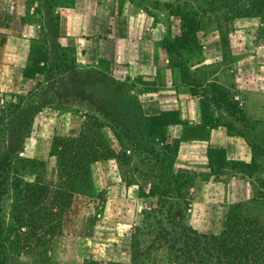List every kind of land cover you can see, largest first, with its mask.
<instances>
[{
  "label": "rangeland",
  "instance_id": "rangeland-1",
  "mask_svg": "<svg viewBox=\"0 0 264 264\" xmlns=\"http://www.w3.org/2000/svg\"><path fill=\"white\" fill-rule=\"evenodd\" d=\"M75 2L32 0L42 16H35L40 32L28 45V84L0 91V264H179L169 255L167 232L187 227L220 235L233 205L264 200V0H93V14L140 8L163 34L171 69L164 95L172 102L156 116L144 107L162 97L161 79L119 75L105 56L85 64L59 37V18ZM179 12L199 22L195 41L183 50L174 44L182 33ZM95 24L106 38L115 25L110 18ZM182 92L199 101L206 123L232 125L227 133L243 137L248 160L217 144L179 153L181 138L208 136L179 118ZM163 114L164 130L148 127ZM71 133L93 138L115 157L91 166L47 231L20 233L24 205L16 188L59 183L51 146L55 136Z\"/></svg>",
  "mask_w": 264,
  "mask_h": 264
},
{
  "label": "crops",
  "instance_id": "crops-1",
  "mask_svg": "<svg viewBox=\"0 0 264 264\" xmlns=\"http://www.w3.org/2000/svg\"><path fill=\"white\" fill-rule=\"evenodd\" d=\"M92 5L93 0H76L73 7L68 8L59 18V37L67 38L68 44L77 48L85 64H93V61H100L101 56H105L115 63L119 75L128 74L153 81L155 77L161 79L158 84H163L162 97L149 98L144 108L148 116L162 114L167 110V104L172 102L170 95H164L167 89L170 90L166 82L169 83L171 69L165 65L167 52L160 45L163 34L150 26L146 15L140 14V8L133 6V9L126 11L134 13L130 20V14L120 11V8L112 15H108L104 9L93 14ZM35 16L42 15L36 11L32 0H0V91L6 94L22 91L28 84L29 79L25 74L28 45L38 38L40 32V24L35 21ZM108 18L115 25L113 32L106 38L101 26L95 22L107 21ZM94 40L99 42L96 48H92ZM85 64L79 63L76 68L86 67ZM177 87L185 89L182 85ZM186 93L182 92L183 97L179 101L176 99L178 104L185 105L179 109V118L203 129L208 136L203 139L181 138L179 153L183 154L188 148H212L213 144H217L231 150L234 159L248 160V157L244 158L247 149L242 143L243 137L227 133V126L223 123H206L199 111V101L196 104L194 98L185 96Z\"/></svg>",
  "mask_w": 264,
  "mask_h": 264
},
{
  "label": "trees",
  "instance_id": "trees-1",
  "mask_svg": "<svg viewBox=\"0 0 264 264\" xmlns=\"http://www.w3.org/2000/svg\"><path fill=\"white\" fill-rule=\"evenodd\" d=\"M179 16L182 33L173 42L183 50L191 47L195 41L199 22L196 15L190 13L179 12ZM167 48L170 50L169 46ZM39 72L28 76L32 78ZM222 107L226 110V106ZM164 118V114L159 120L151 118L150 121L157 124L149 122L148 127L164 130L168 125ZM203 120L208 121L204 111ZM80 137L71 133L67 137L55 136L53 139L50 155L58 159L59 183H49L46 187L38 183H25L23 187L16 188L19 204L22 200L24 205L18 211L20 233L35 235L37 229L47 231L43 228L50 226L66 211L80 183L89 177L91 166L99 160L115 157V152L97 145L93 138L82 140ZM216 151L214 153L219 152ZM50 185L54 187L49 188ZM263 209L264 200L256 198L233 205L228 212L227 227L220 235L200 234L187 227L180 232H167L169 255L179 264H264Z\"/></svg>",
  "mask_w": 264,
  "mask_h": 264
}]
</instances>
